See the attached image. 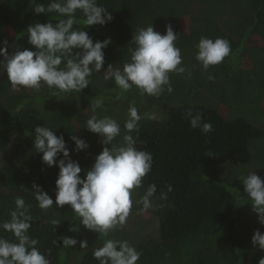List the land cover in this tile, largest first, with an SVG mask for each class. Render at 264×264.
<instances>
[{"label": "trees", "instance_id": "16d2710c", "mask_svg": "<svg viewBox=\"0 0 264 264\" xmlns=\"http://www.w3.org/2000/svg\"><path fill=\"white\" fill-rule=\"evenodd\" d=\"M36 2L47 5L49 0ZM99 3L113 16L104 26L121 29L119 37L126 41L131 40L138 28L151 24L148 20L161 18L174 22L172 28L180 33L183 32L178 26L180 20L189 23V34H181L179 46L183 49L186 43L188 57L190 55L194 61L195 70L190 72L193 83L201 65L195 59L200 38L221 37L231 45V53L222 63L205 70L207 77L213 76L210 82L213 87L216 79L221 80L220 86L216 84L215 93L208 92L215 98L205 93V97L195 103L183 99L180 104H170L162 119L144 121L139 130L132 133L137 141L135 147L153 156L152 169L142 179L132 199H140L150 184L157 187L152 198L156 229L134 245L141 253L137 264H258L264 250L253 246L251 238L257 229L264 232V225L252 211L239 178L251 172L250 164L254 160L264 167V121L261 120L264 118V0H99ZM32 7V0H0V47L7 40L9 53L17 48L33 47L27 43L29 24L45 23L48 18L56 17L55 13L48 14V18L43 13L37 14ZM197 21L202 26L194 29L193 23ZM96 26L102 27L85 26L84 30L94 42L103 41L105 36ZM117 46L122 53V47ZM104 52L106 64L112 52L110 44ZM118 62L120 66L122 58ZM171 74L174 79V73ZM102 76L103 69L94 72L90 83L98 82ZM111 84L113 86L108 82L110 90L115 82L112 80ZM175 84L173 100L182 97L177 94L179 89ZM195 86L192 89L203 85ZM97 92L89 86L82 92L67 94H53L46 85L39 91L15 89L6 72H0V149H4L8 138L15 144L10 153L0 159V185L4 186V190H0V221L10 219L15 198L23 196L26 204L31 205L34 218L29 234L39 240L37 247L47 255L50 264H58L63 249L61 236L69 233L76 215L69 205L62 208L55 205L59 169L47 167L42 163V154L35 152L34 129L41 125L53 128L57 135L63 134L69 149L74 147L72 135L98 142L95 133L78 131L77 121L86 113L83 108L90 102L86 97L90 99ZM163 93L170 99L166 88ZM73 94L75 97L71 96ZM241 104L247 110L255 106L257 116L252 117L253 122L236 111L235 107ZM189 109L193 116L201 114L202 122H210L213 131L205 134L199 128H192L186 115ZM253 151L258 154L253 155ZM86 152L87 149L70 152L71 158L80 163L81 177L87 166ZM263 172L255 171L264 179ZM33 181L53 198L52 208L38 207L32 192ZM168 185L172 186L171 192L167 190ZM162 192L167 193L166 199H160ZM52 220L61 223L54 226ZM0 235L13 239L9 232L0 230ZM92 253L93 249L87 250L78 264H99Z\"/></svg>", "mask_w": 264, "mask_h": 264}, {"label": "clouds", "instance_id": "9594fccd", "mask_svg": "<svg viewBox=\"0 0 264 264\" xmlns=\"http://www.w3.org/2000/svg\"><path fill=\"white\" fill-rule=\"evenodd\" d=\"M32 4L35 13H43L47 18L48 14L55 13L56 17L27 26V43L32 48H17L9 53L8 41H3L0 72H6L13 88L39 91L46 85L53 94L79 93L90 85L93 73L103 69V79L113 80L121 95L135 87L141 95L158 97L165 87L168 93L173 91L170 73L186 72L181 49L175 44L178 33L170 24L165 26L164 34L156 31L153 24L138 28L129 41V45H134L129 47L130 59L122 67L108 64L104 68V49L111 39L94 42L84 28L111 22L113 16L107 7L99 0H49L47 5L32 0ZM196 47L195 59L204 70L222 63L231 53L230 42L221 37L215 40L201 37ZM188 74L191 75L190 71ZM103 103V98L95 99L91 104L93 113L102 108ZM186 115L192 128H199L205 134L213 131L210 122H202L201 114L193 116L189 109ZM144 118L155 119L156 116L154 113L142 116L135 105H129L128 118L124 122L126 134L120 144L113 143L121 135V126L115 119L108 116L98 118L96 115L88 118L84 127L100 137L103 148L83 177L79 161L72 159L70 152L86 150L89 145L84 138L72 135L70 139L74 147L69 149L63 134L57 135L53 128L41 125L34 129L35 152L42 154V163L47 167L59 169L55 180L56 207L69 205L79 217V224L103 237H108L111 231L126 223L133 207L132 190L141 187L142 179L152 169V154L138 150L135 147L137 141L131 134L139 130V122ZM239 179L252 211L257 214L258 222L264 225V179L253 170ZM0 190H4L3 185H0ZM167 190L171 192L172 186L168 185ZM156 191V185L150 184L136 201L142 205V210L154 207L152 198ZM32 192L40 209L53 207V198L35 181L32 182ZM166 198L167 193L162 192L160 199ZM14 205L9 212L10 219L0 221V230L11 233L13 237L8 239L0 235V264H50L47 255L37 247L39 240L29 234L34 222L31 205L19 195ZM51 223L57 226L61 222L52 220ZM78 230L76 225L69 228V231ZM251 242L264 250V232L255 230ZM60 243L69 248L77 244V239L64 235ZM79 244L80 248L88 247L86 240H80ZM92 255L99 264H137L141 253L127 240L108 238L93 250ZM258 264H264V257Z\"/></svg>", "mask_w": 264, "mask_h": 264}, {"label": "rangeland", "instance_id": "374dc122", "mask_svg": "<svg viewBox=\"0 0 264 264\" xmlns=\"http://www.w3.org/2000/svg\"><path fill=\"white\" fill-rule=\"evenodd\" d=\"M146 24H148V21H150L151 24H153L154 29L158 32H160L161 34L165 33V26L170 24L171 26L174 25V22L168 23L163 21L161 18H156L154 20H148L144 19ZM159 20V23H157L156 21ZM182 24V25H181ZM178 25V23H177ZM194 25V29L197 28L199 29V27L202 26L201 22L197 21ZM181 27V29L183 30V35H188L189 34V29H190V25L189 23H185V21L180 20L179 25ZM86 27H92V26H86ZM98 29L97 31L99 33H101L102 35L105 36L106 38H110L111 39V43L110 46L112 47V52L110 55V58L107 59V63L106 64H114V67H122L124 62L130 59V53H129V47H133L132 45H129V41L130 40H125V38H121L119 37V32L120 30H117V28L115 26H96ZM146 27V25H145ZM174 30V29H173ZM197 31V30H196ZM176 32V31H174ZM178 33V39L176 40L175 44L177 47L180 48L179 46V39L181 37L180 32H176ZM197 34H199V32H196ZM195 33V34H196ZM198 36V35H197ZM198 43V42H197ZM113 44H115V46H113ZM117 45H120L122 47V53L121 51L118 49L119 47ZM118 49V50H117ZM181 49V48H180ZM192 51V47L190 49ZM182 52H186L185 55H182L183 58V65L186 68V72L184 74H176L174 73V79L171 78L172 74L170 73V80H171V84L173 86L174 82H176L175 85H178L176 87H178V91L177 94H180L182 97L181 98H177V100H173V98H176L175 95L173 94L174 92L170 93V99L169 97L167 98L166 95L162 92L158 97H151L148 95H141L139 92V89L133 87L131 90H129L128 92L123 93L122 95L120 94V89L114 84V88H112L111 90L108 88V86H113L111 84L112 80H108L105 81L103 79V76L101 77V79L98 80V82H95L94 84L90 83L89 88L93 91V92H97L95 95L86 97V99H88L89 105L86 104V106L83 108L86 113L81 114V117L77 118V121L79 123V130L82 133H88V130L84 127L85 126V121L90 118L92 115H96L98 118H102L104 116H108L111 117L113 119H115L121 126V135L119 137L116 138V140L113 142L114 144H120L123 142L122 138L123 135L126 134V130L124 129V122L126 121V119L128 118V108L129 105H135L138 109V112L143 116L146 113H154L156 118L155 119H162L163 116V112H165L167 110V108L171 105H175V104H180L181 101L184 99L186 101H188V103H195L197 101V99L201 98L202 96H204V94L208 93V92H216V86L219 85V81H221L220 79H216L217 81H215V86L213 87L212 85H210V82L213 78V76H209L207 77L205 70L203 69V67L200 65L198 72H196L197 77H194V83L191 79V76H189V71H193L195 70L194 67V61L192 60V57L187 54V44L185 43V45L183 46V49H181ZM191 54V53H190ZM192 55V54H191ZM115 57V58H114ZM114 58V59H113ZM118 58V59H117ZM122 58V64L120 63V66H118V60H120ZM113 60H115L114 62H112ZM105 64V65H106ZM210 77H212L210 79ZM109 82V85H108ZM198 83H201L203 86H201L199 89H192V87L194 85H198ZM193 84V85H192ZM217 84V85H216ZM195 86V87H196ZM220 86V85H219ZM166 88V87H165ZM17 89V88H15ZM211 90V91H209ZM173 94V95H172ZM197 94V96H196ZM120 96L119 99H117V96ZM210 98H215L213 97L212 94L208 93L207 94ZM73 97H75V94L71 95ZM69 97V95H68ZM97 98H103V107L102 108H98L96 109V112L93 113L92 108H91V104L95 101V99ZM205 99V98H204ZM210 100H208L209 103ZM82 103H84V100H81ZM213 102V101H212ZM214 103V102H213ZM224 106H226L225 104H223ZM264 105V102H263ZM75 106V105H74ZM261 107V106H260ZM237 110L241 112L240 115H243L244 117L247 116L248 120L252 121V117H256L257 116V112L255 111V106L252 107V109L247 110L246 108L243 107V105H237L235 107ZM250 118V119H249ZM149 119L144 118L142 119L139 124L144 123V121H147ZM262 121H264V118L261 119ZM260 120V121H261ZM260 121H254V123H262ZM253 122V121H252ZM264 129V128H263ZM132 134V133H131ZM88 138L86 137V140ZM95 139H98V142L93 141L91 138H89V140L87 141L89 147L87 148V163H86V169H89L91 167V165L94 163L95 157L96 155H98L101 151L102 148L99 147L100 143V137L95 134ZM14 142V140H13ZM255 144V143H254ZM253 144V145H254ZM15 145V144H14ZM252 149V147H251ZM10 151L6 154H9ZM253 155H256L258 153H255V151L252 152ZM258 161L254 160L252 162V164H250L251 166V171L253 170L254 172L257 171L259 169V172L262 173L264 171V167L262 166H258ZM264 173V172H263ZM264 177V175H263ZM136 192V188L132 190V197L133 194ZM140 199H135L133 200V207L132 210L130 212L129 217L127 218L126 223L122 226V227H117L116 229H114L113 231H111L108 235V237H103L101 234L93 232L91 230L86 229L82 224H79V217L75 216L74 219L75 222L73 224H71L70 227H72L73 225H76L79 230L78 231H69V233H67V236H71V237H75L77 239V244L73 247H69V248H65L63 247V249L60 251V257H59V261L58 264H78V262L80 261V259L82 258L83 254L89 250V249H95L98 248L100 246H102L103 242L105 239L111 238V239H119V240H127L129 242L130 245L134 246L136 245V243H139L141 240H143L145 237L151 236L155 229H156V218H154V213H153V208H150L148 210H142V205L136 203V201H138ZM153 205L154 202H153ZM76 215V214H75ZM80 240H86L88 243V247L87 248H80V244L79 241Z\"/></svg>", "mask_w": 264, "mask_h": 264}, {"label": "flooded vegetation", "instance_id": "af4514ba", "mask_svg": "<svg viewBox=\"0 0 264 264\" xmlns=\"http://www.w3.org/2000/svg\"><path fill=\"white\" fill-rule=\"evenodd\" d=\"M14 148V142H12V138H8V141L6 142L4 149H0V159L3 157L4 154L8 153Z\"/></svg>", "mask_w": 264, "mask_h": 264}]
</instances>
